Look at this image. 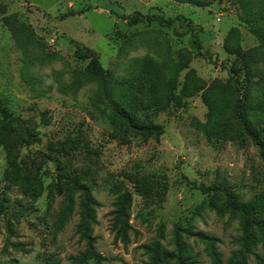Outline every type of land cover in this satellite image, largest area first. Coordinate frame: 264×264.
Returning a JSON list of instances; mask_svg holds the SVG:
<instances>
[{
    "label": "rangeland",
    "instance_id": "374dc122",
    "mask_svg": "<svg viewBox=\"0 0 264 264\" xmlns=\"http://www.w3.org/2000/svg\"><path fill=\"white\" fill-rule=\"evenodd\" d=\"M262 9L0 0V264H264Z\"/></svg>",
    "mask_w": 264,
    "mask_h": 264
},
{
    "label": "trees",
    "instance_id": "16d2710c",
    "mask_svg": "<svg viewBox=\"0 0 264 264\" xmlns=\"http://www.w3.org/2000/svg\"><path fill=\"white\" fill-rule=\"evenodd\" d=\"M263 10V9H262ZM264 12V10H263ZM261 20H264V14H262L260 16ZM158 20L161 22V24H168L171 23L173 20H169L166 21L163 17H159ZM134 24H136V20H134ZM257 34V36L261 39V41L263 42V48H264V29L260 30V32H255ZM254 33V34H255ZM255 34V35H256ZM90 69L92 70L93 73H95L96 75H99L101 77L105 76V71L104 69L100 66V64L98 63L97 59H93L91 64H90ZM240 115H242V113H240V110L237 111ZM239 119H242V116L238 117ZM142 130L144 131V133L146 135H160L161 131H159V128L157 126H144L142 128ZM250 130H247V132ZM249 135L258 143V138L257 136L253 133V132H248ZM83 212H82V221H86V219L88 218V212L90 211L89 208L87 206L83 207ZM159 257V256H158ZM160 258V257H159ZM168 258V257H167Z\"/></svg>",
    "mask_w": 264,
    "mask_h": 264
}]
</instances>
